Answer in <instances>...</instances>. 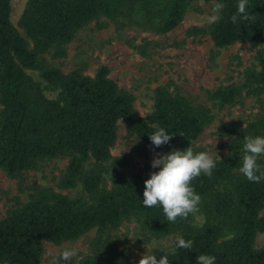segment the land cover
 Returning <instances> with one entry per match:
<instances>
[{
  "label": "trees",
  "instance_id": "16d2710c",
  "mask_svg": "<svg viewBox=\"0 0 264 264\" xmlns=\"http://www.w3.org/2000/svg\"><path fill=\"white\" fill-rule=\"evenodd\" d=\"M194 0H28L19 26L12 19V0H0V168L16 177L47 158L70 155L60 188L74 189L79 183L86 196L72 198L51 188L8 211L0 220V264H41L43 242L61 243L90 230L119 224L138 215L143 227L155 237L179 233L192 242V249L159 251L168 264H197L201 254L212 255L215 264H264V246L256 238L264 232V181L249 182L240 172V148L245 135H264V113L244 125L241 120L224 122L218 133L230 138L228 154L217 161L211 177L201 175L192 185L205 202L207 222L194 227L186 219L165 221L158 206L142 204L146 179H132L117 173L114 185L104 187L106 165L115 169L125 161L115 158L112 148L123 120L130 134L154 147L150 133L165 128L172 139L160 151L186 149L195 143L214 121L211 109L194 103L165 87L155 93L153 110L142 116L135 110L136 97L110 77L100 66L96 73H69L49 65L44 55H67L66 45L91 22L102 17L122 23H136L161 33L177 28ZM222 9L207 28L191 27L189 36L207 33L219 48L238 42L256 41L264 36V0H248L254 20L233 24L231 16L238 0H218ZM216 16V17H217ZM29 71H36L58 97ZM264 94V48L243 73L241 83L208 91L220 106L237 103L244 95ZM231 153L232 155H229ZM264 167V158L260 161ZM158 171V169H157ZM226 231L229 237H224ZM81 264H99L92 256Z\"/></svg>",
  "mask_w": 264,
  "mask_h": 264
},
{
  "label": "rangeland",
  "instance_id": "374dc122",
  "mask_svg": "<svg viewBox=\"0 0 264 264\" xmlns=\"http://www.w3.org/2000/svg\"><path fill=\"white\" fill-rule=\"evenodd\" d=\"M28 0H12V19L19 26L20 17ZM218 0H194L183 22L174 30L161 33L136 23H122L102 17L81 29L75 39L66 45L67 55L54 56L55 50L44 55L51 66L69 73L75 69L93 76L100 66H107L119 86L135 95V110L143 116L155 104V93L165 87L173 94L189 97L196 104L211 109L214 121L206 127L195 143L197 151H207L216 161L228 154L230 138L218 130L224 122L241 120L248 124L264 113V94L260 97L244 95L237 103L220 106L209 99L208 91L232 83H241L245 69L254 62L258 49L264 48V36L256 41L238 42L226 48L217 47L205 33L189 36L191 27L207 28L222 9ZM43 83L49 97H58V90L49 87L36 71H29ZM163 153L137 135L130 134L123 120L118 124V138L112 148L115 158L125 161L115 169L106 165L104 187L114 185L117 173L132 179H148L153 171L152 160ZM70 155L47 158L33 169L13 177L0 168V220L9 210L27 203L40 190L51 188L72 198L86 196L82 184L74 189L60 188ZM264 214V210H263ZM194 227L203 226L207 220L205 202L189 215ZM179 233L164 237L151 235L142 224V218L133 215L119 224L99 231L94 228L86 234L61 243L43 242L41 264H63L56 256L66 248H75L78 256L69 264H81L92 256L99 264H137L150 261L159 251L170 252ZM226 231L224 237H229ZM264 246V232L256 238V247ZM50 253H52L50 255Z\"/></svg>",
  "mask_w": 264,
  "mask_h": 264
},
{
  "label": "clouds",
  "instance_id": "9594fccd",
  "mask_svg": "<svg viewBox=\"0 0 264 264\" xmlns=\"http://www.w3.org/2000/svg\"><path fill=\"white\" fill-rule=\"evenodd\" d=\"M219 19V16L214 17L213 22ZM254 19L255 16L250 13L248 7V0H238L237 10L231 16V22L235 25ZM141 115L143 116L142 113ZM172 136L167 129L161 127L150 133V141L154 147L159 148L168 144ZM240 153L239 172L249 182L259 184L264 181V167L259 162L264 158V135H245ZM216 164L217 161L207 151H194L191 146L156 156L152 160V168L158 171H153L150 178L145 180L143 206L160 207L165 221L169 224L175 223L177 218H188L201 200L192 181L201 175L211 177ZM174 243L177 248L189 251L192 249V242L182 237H176ZM77 256V249L66 248L55 258L63 264H69ZM215 262L216 258L212 255L201 254L197 257V264ZM150 264H168V261L161 257L158 262L153 260Z\"/></svg>",
  "mask_w": 264,
  "mask_h": 264
}]
</instances>
